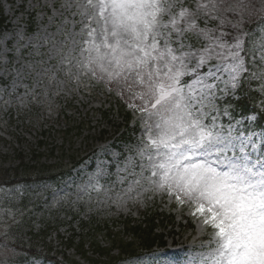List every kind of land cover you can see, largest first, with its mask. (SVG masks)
<instances>
[{
  "label": "snow or ice",
  "instance_id": "1",
  "mask_svg": "<svg viewBox=\"0 0 264 264\" xmlns=\"http://www.w3.org/2000/svg\"><path fill=\"white\" fill-rule=\"evenodd\" d=\"M257 3L264 0H46L52 14L38 29L41 39L22 44L24 25L14 33L19 68L7 67L8 36L0 38V74L15 72L10 85H0L5 105L14 102L5 93L21 105L34 99L46 73L45 93L53 81L116 85L142 121L139 163L133 156L123 168L117 163L132 179L112 181L103 160L69 186L50 189L49 198L75 190L77 199L95 192L103 196L98 204L119 205L163 192L190 202L191 215L213 229L187 264H264V7ZM29 45L35 51L20 56ZM25 75L33 87L19 95Z\"/></svg>",
  "mask_w": 264,
  "mask_h": 264
},
{
  "label": "rangeland",
  "instance_id": "2",
  "mask_svg": "<svg viewBox=\"0 0 264 264\" xmlns=\"http://www.w3.org/2000/svg\"><path fill=\"white\" fill-rule=\"evenodd\" d=\"M258 5L264 7L260 3ZM0 6L4 9L10 22V28L5 29L0 34V38L5 35L8 36L3 45L9 49L5 54L6 59L9 61L7 67L11 68L15 64V67L19 68L20 64L17 63V56L14 54L13 49L18 46L14 36L18 25H24L26 38L21 43L28 44L31 41L32 44H35L38 39H41L38 33L40 25L47 24L48 16H51L52 13L46 6V0H0ZM32 12H35L36 30L27 34L28 15ZM245 27L247 28L248 26L246 25ZM70 29L71 24L66 26V31ZM49 31H55V25ZM62 38L58 37L57 39ZM49 47L50 44L46 43L44 47L39 49L40 53L45 54L44 59H47ZM32 51H35V49L31 45L21 48L20 56H28ZM51 63L55 65L56 60ZM47 66L44 65V67ZM0 67H3V65H0ZM37 71H40L39 67ZM14 76L15 72L0 74V85H10ZM58 79L64 80L65 77L60 75ZM48 84V74L42 73V83L36 89L35 98L31 99L30 102L26 101L25 104L21 105L15 96L9 97L7 93L3 94L4 99H12L14 102L10 105H5L0 101V171L13 170V174H15L13 176L15 179L10 181L13 186H0V243H7L9 246L6 251L0 249V260L5 261L6 264H33V258L17 261L16 259L18 258L29 256L18 249L25 244H31L30 238L33 233L37 234L33 238L34 242L41 240V234L37 232L41 231L47 225V222H65L66 224V221L73 214H77L79 219L91 220L92 218H97L98 221L109 218L114 219L120 214H131L138 218V212L141 208L161 206L167 211H173L179 222H183L184 217L188 216L196 225L195 231L179 227L175 228V232L166 231V247L158 248L153 255V259H151L152 261L147 260L148 255L142 257L137 264H161V261L164 264H187L186 258L192 257L197 246L207 242L212 233V231H209L210 226H202L201 219L191 215L194 206L190 202L180 205L174 197L170 199L166 193L153 191L144 193L136 200H127V202L119 205L112 201L98 204L97 201L102 200L103 196H97L95 192H91L90 195H84L80 199H77L75 190L69 191L63 197H57L55 201L49 198L50 189L59 190L69 186L70 180L76 179L78 176L84 177L86 173L93 171L96 165L103 160H108L115 165L114 171L110 172L112 181L117 179V175L127 176V172H117V163H119L120 168H123L129 156H133L134 163H139L135 157V152L141 142L142 134L139 132L137 138L131 144L122 146L121 152L116 149L113 142L117 136V126L124 122L119 116H111L113 118L112 122L107 121L100 112L101 109L107 110L112 105L114 106L115 100L125 105V102L118 95L116 85L84 81L80 87H77L74 83H65L60 86L53 81L52 85L47 87L45 93V88ZM26 87H33V77L25 75L17 88V93L23 95ZM63 112L65 116L62 115ZM132 113L134 115L132 124H139L141 129L142 121L139 118V113L133 111ZM81 123L84 124L81 133L73 132L75 135L70 141L73 143V151L78 150L79 155L89 156L79 170L54 185L45 183V180L37 183L19 181L21 177H27L29 170L22 169L20 176L17 175V167L21 165H19V160L15 159L16 150H24L26 154L31 149L44 152L40 162L32 160L29 153L25 164L36 165L35 167L39 168L54 164L60 160L59 157L55 159V152L53 157H51L49 154L50 149L54 146L58 150L62 146L68 148L69 142H63L62 132L67 128L81 125ZM40 140L44 141V145L41 147L38 144ZM106 150L111 151L108 152ZM112 153H118L116 162H112ZM57 156H61L60 152ZM127 171L131 172L132 167L130 166ZM136 171H139V169L137 168ZM10 179L13 178L11 177ZM127 179L130 180L132 177L127 176ZM2 181L3 179H0V182ZM101 183L104 184L105 181L101 180ZM123 186L127 187V180ZM9 189H13L10 197H8ZM16 189H19V191H15ZM165 197L167 199L164 202ZM172 200L177 202V207L169 210ZM78 221L74 223L75 227H78ZM118 224L115 223L113 225L115 230L119 228ZM67 230H69L68 226L64 225L58 230L51 231L49 239L43 246L51 248L54 254L64 252V255L70 260L74 259L79 264H87L86 260L76 254L74 248H67L62 242L59 233L68 235L69 232ZM5 233H7V236H4ZM104 243L106 244L105 241ZM41 249V245L37 246V250ZM13 252H15V255H13ZM91 253L88 255L94 258ZM62 259L63 257L60 255L57 260L62 261ZM135 263L136 261L132 262V264ZM35 264L56 263L35 259ZM123 264H131V262Z\"/></svg>",
  "mask_w": 264,
  "mask_h": 264
},
{
  "label": "trees",
  "instance_id": "3",
  "mask_svg": "<svg viewBox=\"0 0 264 264\" xmlns=\"http://www.w3.org/2000/svg\"><path fill=\"white\" fill-rule=\"evenodd\" d=\"M1 15V14H0ZM6 21V18L4 16L1 15L0 17V29L2 27H4V23ZM254 98V100H258L260 98V96H257L255 93L251 94ZM128 114L125 115V118L128 119ZM120 139H124L127 140L129 139V137L127 136V133L121 134L120 135ZM169 220L170 222L173 220L171 217L169 216H163L160 217L158 214H153L151 216H148L145 223H139L137 226H129L127 224V229L128 231H131L134 236H136L137 240L139 241L140 245L143 248H151L155 243H160L163 244L164 240H163V235L162 234H156L154 232L155 227H157V221L160 220L161 223H163L166 220ZM85 224L83 226H86L87 223L84 222ZM144 224V225H143ZM100 227H97L94 230V234L92 236H88L85 235L83 233L77 234V233H73L72 236L67 239L66 241L68 242L69 246L74 245L75 248L77 249V252H79L81 255H85V249H84V244L85 242L90 239L91 241H93L91 244L94 247L96 252H100L101 254H103V250L101 249V247L97 244L98 240L97 237L100 235ZM108 237L111 239L112 243V248L114 247H118L119 250L121 252L126 251V249H132L129 248V246L125 247L126 244H124V242L117 238V235L114 236L112 231H108L107 232ZM78 239V240H76Z\"/></svg>",
  "mask_w": 264,
  "mask_h": 264
},
{
  "label": "bare ground",
  "instance_id": "4",
  "mask_svg": "<svg viewBox=\"0 0 264 264\" xmlns=\"http://www.w3.org/2000/svg\"><path fill=\"white\" fill-rule=\"evenodd\" d=\"M261 5V4H260ZM261 6H263V5H261ZM257 7H260L259 5H258V3H257Z\"/></svg>",
  "mask_w": 264,
  "mask_h": 264
}]
</instances>
